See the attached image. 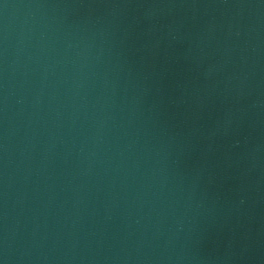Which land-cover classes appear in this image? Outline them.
Wrapping results in <instances>:
<instances>
[{"label":"water","instance_id":"95a60500","mask_svg":"<svg viewBox=\"0 0 264 264\" xmlns=\"http://www.w3.org/2000/svg\"><path fill=\"white\" fill-rule=\"evenodd\" d=\"M0 264H264V0H0Z\"/></svg>","mask_w":264,"mask_h":264}]
</instances>
